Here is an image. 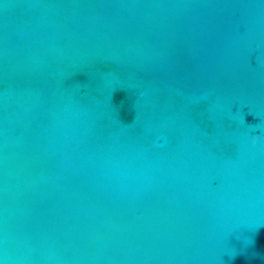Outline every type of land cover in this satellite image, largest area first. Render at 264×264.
Here are the masks:
<instances>
[{
	"label": "water",
	"instance_id": "water-1",
	"mask_svg": "<svg viewBox=\"0 0 264 264\" xmlns=\"http://www.w3.org/2000/svg\"><path fill=\"white\" fill-rule=\"evenodd\" d=\"M0 264H264V0H0Z\"/></svg>",
	"mask_w": 264,
	"mask_h": 264
}]
</instances>
